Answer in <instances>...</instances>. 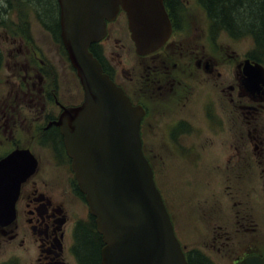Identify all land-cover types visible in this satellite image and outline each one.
<instances>
[{"label": "flooded vegetation", "instance_id": "af4514ba", "mask_svg": "<svg viewBox=\"0 0 264 264\" xmlns=\"http://www.w3.org/2000/svg\"><path fill=\"white\" fill-rule=\"evenodd\" d=\"M179 1L163 0L173 30L165 45L157 51L139 55L130 35L133 46L130 41L128 49L122 47L128 55L120 56L116 61L113 55L107 56L103 52L105 41L110 43L120 34L118 24L126 22L129 28L127 13L122 8L113 21L107 22L106 37L92 44L90 51L99 60L104 73L123 89L132 104L145 110L140 129L145 153H153L147 145L150 137L147 128L159 114V121L165 127L162 138L165 153H197L198 143L189 144L186 140L201 135L205 127L217 135L218 130L229 126L230 133L241 135L238 139H242V143L231 149L234 154L228 156V165L224 168L241 162L242 153H248V148L261 164L264 153V82L249 87L244 67L247 60L263 67L264 64L252 60L249 55L243 61L232 55L226 57L228 45L224 46L227 52L217 54L216 29L210 21L205 35L207 45H185L184 3L179 4ZM47 29L60 42L59 58L66 61L70 71H76L61 36L60 14L57 21L48 23ZM26 38L20 41L14 38L7 49L5 62L11 76L6 81L9 87L7 96L0 104V147L7 145L8 149L0 153V161L22 149L31 152L37 166L20 185L13 218L10 222L3 220L5 224L0 223V264H102L103 237L97 230L96 218L90 213L86 196L80 190L72 159L56 124L67 108L82 105L84 88L76 71L80 82L78 91L67 89L55 70V63L42 56L44 53L39 52L33 37ZM8 40L6 37V42ZM17 42H20L19 46ZM24 43L27 50L23 49ZM64 50L67 54L62 56ZM131 50L135 51L134 55ZM125 66H129V71ZM203 78H212L216 85L213 84V90L204 92L201 108L194 107V101L200 100L198 80ZM231 106L240 113L239 119L231 112ZM23 138L29 139L31 146L22 145ZM192 156L183 163L194 164L191 165L193 169H200L194 158L204 156L201 153ZM165 177L166 171L162 179L160 175L163 183ZM193 208L197 210L195 206ZM172 221L181 240L173 218ZM252 255L264 254L251 248L233 264Z\"/></svg>", "mask_w": 264, "mask_h": 264}, {"label": "water", "instance_id": "95a60500", "mask_svg": "<svg viewBox=\"0 0 264 264\" xmlns=\"http://www.w3.org/2000/svg\"><path fill=\"white\" fill-rule=\"evenodd\" d=\"M61 36L85 91L82 105L56 123L90 213L103 237L102 264H189L143 151L145 110L104 73L90 51L107 35L120 8L139 55L160 49L172 34L163 0H58ZM249 87L264 82V67L245 62ZM37 162L29 150L0 161V223L10 222L21 183ZM5 224V223H4ZM237 264H264L252 255Z\"/></svg>", "mask_w": 264, "mask_h": 264}, {"label": "rangeland", "instance_id": "374dc122", "mask_svg": "<svg viewBox=\"0 0 264 264\" xmlns=\"http://www.w3.org/2000/svg\"><path fill=\"white\" fill-rule=\"evenodd\" d=\"M34 2L35 0L25 3L23 0H0V49L3 63L8 56L7 49L11 47L14 38L20 41L31 36L39 52L44 53L42 56L55 63V70L59 73L62 84L67 89L77 92L80 82L76 71L74 69L70 71L66 61L59 58L60 42L54 39L56 38L54 33L50 31L51 35L47 32L48 23L59 18L58 2L43 0L42 9H35ZM181 2L184 3L182 24L185 31V45H207L205 35L210 20L204 9L198 0H181ZM52 4L56 7L54 10L50 9ZM117 27L120 34L110 43L105 41L103 44V52L107 56L113 55L116 61L120 56L128 55L122 51V47L128 49L131 41L126 22L118 24ZM215 32L217 54L220 51L227 52L224 46L228 45L226 57L232 55L236 60L243 61L246 55L252 54L255 50L256 40L249 30L243 31L238 38L225 30L218 29ZM6 37L9 39L7 42ZM131 44L133 46L132 41ZM17 45L19 46L20 42H17ZM24 45L23 49L27 50V44ZM64 51L62 56L67 54ZM130 53H133V50ZM6 64L5 62L0 69V104L7 96L9 87L6 81L11 76ZM125 67L129 71V66ZM234 71L236 69H233ZM198 81L197 91L200 100L194 101L193 106L201 108L204 92L213 90L215 82L212 78ZM230 109L237 119L241 117L233 106ZM159 118L161 116L157 114L147 128L150 132L147 145L153 153L146 154L152 159L158 185L161 186L160 190L170 205L169 212L185 250L199 249L214 264H233L251 248L264 254V153H262L263 161L259 164L255 153L248 148V153H242L241 162L230 164L231 167L226 169L224 167L228 165V156L234 154L231 153V149L238 148L242 143V139H238L241 135L235 136L234 133H230L229 126L218 130L217 135L205 127L201 135L186 140L189 144L198 143L196 151L204 156L201 159L194 158L200 164V169L195 170L191 167L194 164L190 163L189 166L183 162L184 159L193 157L192 155L197 153L164 152L166 146L162 138L165 127L160 123ZM234 123L235 121L232 123V129ZM21 144L31 146V141L23 138ZM34 145L36 147V143ZM7 149V145H2L0 153ZM164 171L166 177L163 183L161 179ZM193 206L197 210H194Z\"/></svg>", "mask_w": 264, "mask_h": 264}, {"label": "trees", "instance_id": "16d2710c", "mask_svg": "<svg viewBox=\"0 0 264 264\" xmlns=\"http://www.w3.org/2000/svg\"><path fill=\"white\" fill-rule=\"evenodd\" d=\"M27 1L29 0H23L24 3ZM198 3L206 12L210 22L214 24L216 31L218 29L225 30L230 32L233 37L238 38L243 31L249 30L256 40L255 50L249 54V57L264 64V50L262 49L264 48V0H198ZM42 4L43 0H35L33 7L40 9ZM55 8V5L52 4L50 9L54 10ZM256 53L257 55H255ZM3 61L0 49V69ZM186 257L189 264H214L199 249L187 251Z\"/></svg>", "mask_w": 264, "mask_h": 264}]
</instances>
